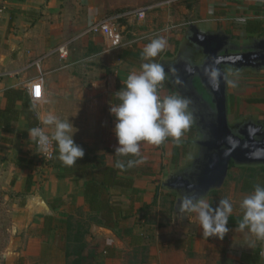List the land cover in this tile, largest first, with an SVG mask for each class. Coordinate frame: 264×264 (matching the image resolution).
<instances>
[{
	"label": "crops",
	"instance_id": "obj_1",
	"mask_svg": "<svg viewBox=\"0 0 264 264\" xmlns=\"http://www.w3.org/2000/svg\"><path fill=\"white\" fill-rule=\"evenodd\" d=\"M165 1L0 0V109L8 104L4 94L7 88L23 89L28 93L27 82L36 78L41 79L44 89V101L31 102L37 117L39 113H47L48 109L54 111L64 103L67 106L68 102L63 99L73 97L74 90L66 84L84 78L93 81V75L87 69L84 75L74 74L73 70H85V64L68 58L61 60L56 53L49 54V51L71 40L75 41L78 48L79 45L87 46L86 35L89 34L84 33L89 23L129 8L154 6L147 12L145 19L141 20L145 24L141 33L144 34V42H136L137 39L124 41L125 29L134 34L135 29L128 27L135 21L141 22L135 17H125L120 21L123 34L120 47L107 49L104 39L99 35L105 51L99 57L90 56L87 63L97 61L99 65L117 66L107 83V78L101 81L99 88L103 91H108L112 83L118 90H122L127 76L139 73L134 67L137 65L136 59L141 58L137 57L139 53H135V48L144 49L152 39L163 37L167 41L159 56L166 53L174 55L183 39L190 16L200 28H221L235 39L264 35V6L257 3L245 0H170L169 3H164ZM255 22L260 24V32L246 28L247 25L253 26L252 23ZM236 26L241 28L244 38L234 36L232 28ZM124 52L128 54L122 58ZM69 54L70 42L68 57ZM36 60L39 61L37 66L33 65ZM162 85L165 95L175 94L173 88L164 85V81ZM92 91L96 92L94 89ZM14 107L20 110L21 102L16 101ZM45 107L47 110L41 111ZM98 115L97 109L89 105L86 117L94 125L86 135L78 136V132H75L73 139L91 156L104 154L105 163L111 165L112 156L116 153L107 150H114L116 139L113 128L109 125H97ZM13 124L18 135L5 134L0 130V196L5 198L13 233L5 264H15L19 258L22 264H66L64 250L57 244L59 240L51 241L42 233L45 216L70 218L73 223L85 222L89 228L85 239L96 245L94 259L101 264H264V241L258 240L247 228L240 230L238 227L242 219L240 203L252 193L241 190V186L237 189L236 197L230 199L233 212L228 219L229 232L222 240L204 237L194 213H188L185 220L173 217L175 193L163 188L161 183L170 171L184 164L187 159L167 173L161 172L170 164L177 165L185 146H190L192 150L190 139L195 137L196 131L194 136L189 137L188 128L179 140L169 137L160 145L141 142L140 155L144 159L142 163L136 164V173L120 174L132 179L131 186L109 188L111 201L117 207L116 229L120 231L127 228L131 231L130 235H125L122 231L118 235L115 229L90 220L95 213L90 211L85 200L86 177L82 174L63 176L62 168H53L46 161V164L40 163L39 151L28 136L29 125L22 112H19ZM174 148L177 151L176 160ZM144 170L146 173H142ZM34 195L43 198L51 210L50 214L35 208L31 202ZM208 195L206 200L216 207L218 202L210 201ZM165 203L168 204L166 217L169 220L167 224L159 225L157 222L161 214H165ZM150 206L157 213L154 222L158 225L154 228L153 251L146 244L147 235L143 228L145 218L141 215ZM182 222L188 223L191 228L182 226ZM97 226L112 229L118 240L108 236L95 237L93 231ZM163 234L166 239L162 238ZM134 238L136 241H133ZM136 242L138 243L134 244ZM142 247L148 250L144 258L137 252ZM108 252L113 255H108Z\"/></svg>",
	"mask_w": 264,
	"mask_h": 264
},
{
	"label": "water",
	"instance_id": "obj_2",
	"mask_svg": "<svg viewBox=\"0 0 264 264\" xmlns=\"http://www.w3.org/2000/svg\"><path fill=\"white\" fill-rule=\"evenodd\" d=\"M159 63L164 65L175 94L190 100L189 111L196 131L190 139V156L161 183L175 193L173 217L185 220L187 216L177 212L178 201L186 194L205 198L220 189L231 163L235 167H264V118L247 115L231 122L228 83L224 79H228L229 71L264 70V35L235 39L221 28H200L190 16L176 53ZM213 64L222 74L217 86L210 83L205 72ZM31 202L39 211L51 213L40 195L32 196ZM93 235L118 240L113 230L105 226H97Z\"/></svg>",
	"mask_w": 264,
	"mask_h": 264
},
{
	"label": "clouds",
	"instance_id": "obj_3",
	"mask_svg": "<svg viewBox=\"0 0 264 264\" xmlns=\"http://www.w3.org/2000/svg\"><path fill=\"white\" fill-rule=\"evenodd\" d=\"M166 45L167 41L163 37L154 38L144 47L142 55L147 61L158 56ZM205 72L210 83L217 86L222 74L215 64L207 67ZM165 78L163 64L154 61L142 63L139 73H130L123 89L116 92L119 102L110 103L109 114L114 120L112 131L116 139L114 152L120 157L136 158L126 161L129 168L143 162L144 158L140 155L141 142L160 145L169 137L179 140L191 126L189 99L178 94L163 98L159 96L158 86ZM224 79L235 87L234 80H228L227 76H224ZM37 118L42 126L30 128L28 136L41 151L46 152L49 146L54 144L58 159L67 166H73L78 159L83 158V148L73 139L77 130L69 119L61 120L50 112H41ZM46 129H51V135ZM115 166L123 169L125 162L117 160ZM240 209L242 219L238 225L239 229L247 228L258 240L264 241V186L256 185L252 193L241 201ZM177 212L186 216L188 213H194L204 237L222 240L229 232L227 225L233 206L228 199H221L216 207H213L202 196L186 194L178 201Z\"/></svg>",
	"mask_w": 264,
	"mask_h": 264
},
{
	"label": "rangeland",
	"instance_id": "obj_4",
	"mask_svg": "<svg viewBox=\"0 0 264 264\" xmlns=\"http://www.w3.org/2000/svg\"><path fill=\"white\" fill-rule=\"evenodd\" d=\"M238 24V23H236ZM144 21L141 22H134L132 26H129V29H135L133 33L129 32L128 29H125L124 35L125 39H137L136 42L142 41L144 42L142 36L144 34H141L142 31H144ZM233 34L237 38H244L245 35L240 31V27H234ZM128 30V31H127ZM86 38L88 39L87 46L84 44V46L75 44V41H67L70 42V54L68 60H75L78 61V63L85 64L83 68L85 70L77 72L73 70L74 74L81 75L86 73L87 70H91V75H93V81H88L87 79H81V81H70L66 85L68 88H71L74 90L73 97H68L66 102H68V105L66 104L63 106H60V108H56L54 111L47 110L42 108L41 111L47 110L48 112L56 115L61 120H67L69 119L70 122L73 124L75 129L78 132V136H81V134L86 135L89 130L92 129L93 123L90 124V120L88 117H86L88 112V106L96 108L99 115H98V124L101 126L109 127L112 129L114 127V120L113 117L109 114V107L110 103L117 104L119 101L116 96V92H118V88L115 86L114 83H112L108 91H103L101 88H99V85L101 86V81H103L105 78V82L107 83V80L114 75L115 69L117 66H106V65H99L97 61L91 62V64L87 63V60L90 56L94 55V57H99L101 52L105 51V48L103 46L102 39L99 37V35L95 34H89L86 35ZM178 45V43H177ZM176 45V46H177ZM137 49L135 53H142L143 49L135 48ZM53 50L49 51V54L52 53ZM176 52V51H175ZM175 54V53H174ZM173 54L166 53L161 56H156L154 58H149V60H145V58L136 59L137 65L135 68L136 72L140 71V66L142 63L154 61L159 63V61L162 58L165 57H171ZM112 58V57H111ZM92 61V60H91ZM100 66V67H99ZM93 69V71H92ZM33 74V71L31 72ZM228 80H234L235 87L228 84V117L231 122H236L242 120L247 115H253L258 118H264V115L262 114V110L264 108V104L259 103H250L249 98L256 97V98H264V70L260 72H251V71H241V72H235V71H229L228 72ZM104 85V83H103ZM92 89H94L96 92H93ZM72 102V103H71ZM73 104V106H72ZM48 106V105H47ZM100 127V126H99ZM49 135H51V129H46ZM183 153L180 159L177 162L176 166H173V164H170L163 170L161 173H167L169 170L176 168L179 164H182L191 154V148L190 146H185L183 148ZM38 161L40 163L46 164L45 160L41 157V155L38 153ZM48 164V163H47ZM241 167H229L227 177L222 185V187L218 190H214L209 193L208 197L210 201H216L219 202L221 199H230L236 197L237 189L240 187V180L242 175H244L246 172H244ZM257 168V167H254ZM162 171V170H161ZM235 189V191L233 190ZM232 196V197H231ZM206 199V198H205ZM213 201V202H214ZM215 203V202H214ZM166 204V203H165ZM164 207L165 214H161V217L159 219V222L157 224H167L168 220L167 215V206ZM9 211L6 208V202L5 198H2L0 196V264H5V258L6 253L8 250V247L10 245V242L12 241L13 233L10 228V219H9ZM143 218H145V221L143 222V228L144 231H146V244L149 246V249L153 251L154 249V228H157L158 225L154 222V217L157 215V213L154 212V207L150 206L145 209L144 212L141 213ZM84 221V220H83ZM85 224V222H84ZM182 226L189 227L191 226L186 223L182 222ZM87 226V225H85ZM84 227V226H83ZM88 227V226H87ZM139 227V226H138ZM163 239H166V236L162 235ZM88 247L86 251L93 250V248L96 251V245L91 243V241H87ZM153 248V249H152ZM141 256L144 258L148 250L146 248H143V250L137 251ZM135 254V253H134ZM137 255V256H138ZM81 264H101L97 262L95 259L84 261Z\"/></svg>",
	"mask_w": 264,
	"mask_h": 264
},
{
	"label": "trees",
	"instance_id": "obj_5",
	"mask_svg": "<svg viewBox=\"0 0 264 264\" xmlns=\"http://www.w3.org/2000/svg\"><path fill=\"white\" fill-rule=\"evenodd\" d=\"M253 26H246L248 30L260 32V24L258 22L252 23ZM128 53H123L122 58L126 57ZM138 58H142V53L137 54ZM164 85L172 89V86L167 78L164 80ZM122 89V87H120ZM8 99V104L4 109H0V130L5 134H16L13 122L17 119L19 112H22L24 118L28 121L29 129L38 125L37 114L32 107L29 95L23 89L7 88L4 91ZM16 101L21 102V109H16L14 104ZM250 103H263L264 98H249ZM264 115V108L262 110ZM195 135L193 125L189 127V137ZM188 138V137H187ZM108 152H114L113 149H108ZM177 158V151L174 148V160ZM128 159H136L135 157H120L115 154L112 156L111 165L105 163V156L102 155H89L84 151V156L76 161L73 166H67L58 159V151L54 145L53 158L50 165L53 168H62L63 176H71L73 174H82L86 177L84 183V195L90 211L95 213V216L90 217V220L96 224H102L115 229L118 235L122 231L125 235H130L131 231L127 228L117 230V207L111 201L109 188L120 187L128 188L131 186L132 179L125 175L136 173L137 165L127 167L126 161ZM117 160H123L125 167L119 169L115 166ZM233 167V164H230ZM244 172L240 180L241 190L252 192L256 185L264 186V167H242ZM142 173H146L145 170ZM84 226V227H83ZM42 233L48 236L51 241L59 240L61 247L64 250V257L66 264H81L87 260H94L96 255L95 249L86 251L88 243L85 237L89 233V228L83 222L73 223L70 218L59 219L54 216H45L41 227ZM134 236V235H133ZM135 237V236H134ZM133 241H136L134 238ZM53 243V242H52ZM138 242L134 243L137 244ZM55 244V243H53ZM56 244V245H57ZM58 244V245H59ZM142 247L141 250H143ZM108 255L112 256L113 254ZM15 264H22L19 258Z\"/></svg>",
	"mask_w": 264,
	"mask_h": 264
},
{
	"label": "built area",
	"instance_id": "obj_6",
	"mask_svg": "<svg viewBox=\"0 0 264 264\" xmlns=\"http://www.w3.org/2000/svg\"><path fill=\"white\" fill-rule=\"evenodd\" d=\"M257 3L261 6H264V0H245ZM170 0H166L164 3H169ZM154 6H140L129 8L123 12L116 13L114 15L94 20L87 26L84 34H97L100 35L104 41L107 49L118 48L122 45L123 34L121 28V20L125 17H135L137 20H143L146 17L147 12L152 9ZM52 53H56L58 58L65 60L68 57L69 53V42H64L59 44ZM39 61L36 60L33 62V65H38ZM11 74V73H8ZM1 75V74H0ZM29 98L32 103H40L44 101V89L40 78L32 79L27 82L26 85ZM163 85L158 86V94L161 98L167 96L164 94ZM42 126V125H37ZM36 148L39 151L41 157L46 161L50 162L53 158L54 153V144L50 145L46 152L40 150L38 145L34 142Z\"/></svg>",
	"mask_w": 264,
	"mask_h": 264
}]
</instances>
